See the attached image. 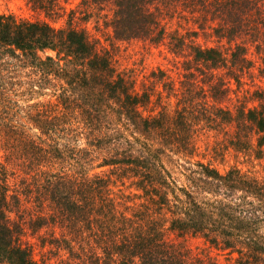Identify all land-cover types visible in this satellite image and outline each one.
<instances>
[{
	"label": "trees",
	"instance_id": "16d2710c",
	"mask_svg": "<svg viewBox=\"0 0 264 264\" xmlns=\"http://www.w3.org/2000/svg\"><path fill=\"white\" fill-rule=\"evenodd\" d=\"M177 1L82 3L87 9L114 4L116 39L158 43L167 33L163 15L166 10L177 12ZM195 1L203 19L213 15L209 25L229 45L204 46L174 31L172 49L184 57L182 78L169 89L177 87V102L169 101L171 108L162 105L160 110L153 93L161 91L146 82L137 88L128 71L116 69L111 50L99 49L71 15L64 26L56 27L48 20L0 13V59L14 61L9 74L0 73V143L32 171L29 179L13 184L0 178V264H40L33 244L23 240L24 228L34 235L52 223L62 224L63 235L71 239L63 236L51 243L61 242L56 248H68L77 261L81 253L78 256L74 242L87 234L101 243L104 260L96 256L101 264H221L205 250L194 252L186 246L187 236L200 237L230 254L227 259L233 264H264V179L238 167L221 172L210 162L188 160V166L183 165L187 180L178 183L163 162L164 156L167 163L189 156L196 148L197 124L208 121L233 124L234 146L249 141L252 132L257 134V149L264 146V89L257 91L258 103L252 98L228 104L232 85L242 84L255 64L252 48L264 65V0ZM31 2L50 17L73 14L59 0ZM192 8L200 11L197 5ZM189 34L193 39L197 31ZM47 50L55 55L42 56ZM260 71L264 77L263 66ZM9 85L19 89L13 92ZM48 86L54 88V100L28 103L23 114L27 118H17L12 93L29 101ZM42 135L44 142L38 141ZM94 159L100 161L99 167H115L118 176L134 178L146 201L131 206L125 191L117 198L108 192V197L96 200L108 180L91 174ZM80 162L87 165L81 173L76 170ZM23 196L36 205L39 201L41 212L33 215L31 206L23 207ZM43 201H49L51 213H43ZM14 211L18 218L11 217Z\"/></svg>",
	"mask_w": 264,
	"mask_h": 264
},
{
	"label": "rangeland",
	"instance_id": "374dc122",
	"mask_svg": "<svg viewBox=\"0 0 264 264\" xmlns=\"http://www.w3.org/2000/svg\"><path fill=\"white\" fill-rule=\"evenodd\" d=\"M59 1L68 11H73V14H66L64 18H57L58 16L50 17L44 10L35 8L31 0H0V13L14 14L21 19L48 20L56 27L64 26L66 19L71 15L75 20L74 24L80 28H85L98 45L99 49L111 50L112 60L116 69L128 71V73L134 77L137 88H140L142 83L146 82V85L149 84L150 87H155V91H161L159 94L153 93V101L159 103L157 110H160L162 105L167 106L168 109L171 108L167 102L170 101L172 104H175L178 98L175 96V89L177 87L172 91L169 90L172 84H179V80L182 78L181 62L184 60V57L178 56L172 49L171 36L175 33L174 31H178L179 35L187 36V41L194 40L204 46H220L224 49L229 45L225 38L217 37L211 28L212 26L209 25L214 21L213 15L207 14V19H203L201 6L195 0H179L175 2V6L179 9L177 12L170 10L165 11L162 22L167 28V33L165 39L158 43L137 38L130 40L116 39L112 28L114 11V4H112V2H107L103 5L93 4L87 9V7H84L82 0ZM207 1L212 2L213 0ZM50 3V1H47L48 5ZM196 5L200 8V11L197 10L196 12L194 8H192L193 6L196 7ZM194 31H197V35L192 39V35L189 33ZM183 53L187 54L186 51ZM41 54L45 57L46 55H55V52L47 50L46 52H41ZM250 57L254 60L255 64L248 71L242 84L238 85L237 82H235L232 85L233 92L231 93L228 104L230 100L237 103L240 102L238 100L250 101L252 98L255 103H258L256 100L258 96L257 91L264 89V77L261 75L260 71L261 67H264V65H262L260 55L255 48L250 50ZM3 60L4 59H0V73L7 75L9 74V69L13 68L12 65L14 61L9 63L8 60ZM161 73H163V76H161ZM249 74H251V76H249ZM20 80L21 77L18 81ZM27 85L25 84V86ZM9 88H11L10 85ZM18 89L19 86H16V90H12L16 92ZM53 91L54 88L48 86L41 90L40 95H36L29 101L23 96L12 93L11 98L13 102L11 101V104L14 105V110L18 109L20 114L17 118H27L23 114L24 108L28 103L54 100L52 96ZM250 102L249 104L251 106L253 103ZM29 130L32 133L35 132L34 129ZM234 132V125L225 122H223L221 126L216 123H209V121L197 124L194 133L195 150L191 151L187 157L176 156L178 158H174L172 163H167V158L165 156L163 158V162L171 170V180H175L178 183L186 182L187 178H185L184 175L185 169L183 165L185 164L188 166V164H186L188 160L210 162L221 172H225L231 167H238L248 172L250 175L264 179V146L259 148V150L257 149V134L252 132L249 136V141L243 145L234 146L232 143ZM41 138L43 139H39L38 141L42 140L44 142L45 137L42 135ZM50 139L53 141L52 136H50ZM83 142L84 140H80L79 143L83 145ZM6 148L7 146L0 143V178L7 177L11 184L17 179H29L32 172L30 170L31 166L24 164L23 159H19L18 155L16 156L15 153L7 152ZM94 160L95 163L90 164L91 174H100L108 180L107 183H104V186L102 185V189L99 188L96 200L99 201L103 200L104 197H108V192H111L112 196L115 198L117 195L121 194V192L125 191L130 194L129 201L131 206H138L146 201L144 197L141 196L142 191L138 192L136 190L139 185L134 181V178L131 179L125 177V175L118 176L117 173H114L115 167H99L97 164L100 161L97 159ZM180 164H182V166H180ZM83 165H86V162H80L76 166V170L81 173L83 171ZM85 167L87 168V165ZM73 170L75 169L73 168ZM39 184L41 183L39 182ZM172 195L173 194H171L170 197ZM98 197L99 199H97ZM26 198L27 197L24 196L22 197L23 207L26 208L29 206L30 208L31 206L33 208V215L39 214L41 212V207L38 205L39 201L36 205L34 200L27 201ZM43 206L45 208L43 213L49 214L52 212L49 201H43ZM118 209L120 210V207H118ZM122 209L123 212L131 213L128 207H122ZM26 212L27 211H24V213ZM10 214L12 218H18L17 212L14 211ZM25 217L28 219L27 216ZM102 219L108 221L106 217H102ZM24 225L26 226V224ZM63 229L64 226L62 224L52 223L42 227L36 234L32 235V231L26 226L24 231L27 232H25L26 234L23 236V240L33 244L35 258L40 264H57L60 260L71 264H101L100 261L104 260L101 243L98 239L89 238L87 234L86 236H79L78 242H74V248L78 256H80L81 253V257L78 259L80 261H77V258L73 255L71 257V252L68 251V248H56L59 245L61 246L62 243L60 242L58 245L52 244L51 242L55 238H63V236H65L71 239V235H63ZM185 245L194 252H203L205 250L206 253H210L215 261L221 264L234 263L233 260L229 261V259H227L230 258V254L221 253L219 250L210 247L209 244L200 237L187 236ZM96 256L100 258L99 262ZM236 256L237 255H234V257Z\"/></svg>",
	"mask_w": 264,
	"mask_h": 264
}]
</instances>
